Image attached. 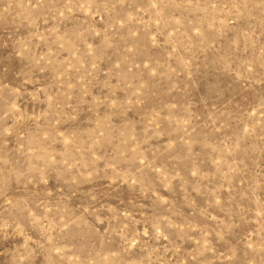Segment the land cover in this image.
Masks as SVG:
<instances>
[{
  "label": "rangeland",
  "instance_id": "obj_1",
  "mask_svg": "<svg viewBox=\"0 0 264 264\" xmlns=\"http://www.w3.org/2000/svg\"><path fill=\"white\" fill-rule=\"evenodd\" d=\"M0 264H264V0H0Z\"/></svg>",
  "mask_w": 264,
  "mask_h": 264
}]
</instances>
